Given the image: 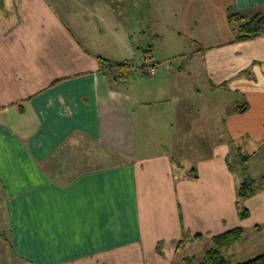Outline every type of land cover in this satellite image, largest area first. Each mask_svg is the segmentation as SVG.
Returning <instances> with one entry per match:
<instances>
[{
    "label": "crops",
    "instance_id": "1",
    "mask_svg": "<svg viewBox=\"0 0 264 264\" xmlns=\"http://www.w3.org/2000/svg\"><path fill=\"white\" fill-rule=\"evenodd\" d=\"M228 10L264 0H2L0 219L21 264H186L236 228L226 260L264 253V33L237 40Z\"/></svg>",
    "mask_w": 264,
    "mask_h": 264
},
{
    "label": "trees",
    "instance_id": "2",
    "mask_svg": "<svg viewBox=\"0 0 264 264\" xmlns=\"http://www.w3.org/2000/svg\"><path fill=\"white\" fill-rule=\"evenodd\" d=\"M2 0H0V4ZM228 22L233 26L236 32L237 40H244L250 37L258 36L264 33V14L258 12L253 15H243L240 12L228 10L227 16ZM102 64L106 65L107 69L112 72V69H117L120 75L125 76L127 70L130 67V61L124 60L120 62H110L105 59L100 60ZM254 190V182L248 178L238 187V196L240 198H245L249 196ZM248 215L246 209H242L240 216L245 217ZM243 234L242 228H236L227 232H224L218 236H215L213 240V247L209 249L205 255L203 264H233L226 260L221 253L222 247H225L233 242L241 239ZM235 264H264V253L251 258L244 262H239Z\"/></svg>",
    "mask_w": 264,
    "mask_h": 264
},
{
    "label": "rangeland",
    "instance_id": "3",
    "mask_svg": "<svg viewBox=\"0 0 264 264\" xmlns=\"http://www.w3.org/2000/svg\"><path fill=\"white\" fill-rule=\"evenodd\" d=\"M190 47H191V50H192V49H195L197 46L196 45H192ZM190 47L186 46L185 48H181V49H184V51H187ZM164 48L168 49L167 51L170 52V53L171 52H175V51H182L179 48V46H171V45L168 46V45H165ZM154 54H155V57L159 61V65H160L159 71L160 72L164 71L170 65L174 66V68H178V67H181V66L184 67V68H187L186 67L187 62H185L184 59H180V57L176 58V59L172 58V61H167V60H163V58L160 55H158V53L155 52ZM143 63L144 64L146 63V64L143 66ZM131 67L134 68V70L131 71V73H128L129 77H134V75L135 76L138 75L140 77H147V76H144V74H143L145 72V70L148 71L149 75H154L156 73V71H157L156 62H153V61L149 62V60L146 61V59H144V60L143 59L134 60L133 62H130V67H129L127 72H129ZM151 68L155 69V71L153 73L150 72ZM185 70H187V69H185ZM142 71H144V72L142 73ZM191 143H192L191 141L185 142V144L188 147V151L191 149V147L189 146ZM233 162H234L233 163V167H238L237 163L235 162V159L233 160ZM0 215H1V211H0ZM2 235H3L4 238L2 237ZM202 247H199V250L189 249L188 250V254H186V249L182 250V254L187 255L186 262L188 264H203V262L205 263L204 258H205L206 254H205L204 250L206 248L205 247L202 248ZM193 252H196V253L194 254V256H191V254ZM0 256H1V260H3L4 264H21L20 261L14 257V254L10 250V246H9V243H8V233H7L6 229H5V226L3 227V223L1 221V219H0ZM173 264H178V263L176 261ZM182 264H185V263H182Z\"/></svg>",
    "mask_w": 264,
    "mask_h": 264
},
{
    "label": "water",
    "instance_id": "4",
    "mask_svg": "<svg viewBox=\"0 0 264 264\" xmlns=\"http://www.w3.org/2000/svg\"><path fill=\"white\" fill-rule=\"evenodd\" d=\"M139 46L142 47L144 50H148V42L147 41L141 42Z\"/></svg>",
    "mask_w": 264,
    "mask_h": 264
},
{
    "label": "built area",
    "instance_id": "5",
    "mask_svg": "<svg viewBox=\"0 0 264 264\" xmlns=\"http://www.w3.org/2000/svg\"><path fill=\"white\" fill-rule=\"evenodd\" d=\"M150 70H151V71H150L151 73H153V72L155 71V69H154V68H151Z\"/></svg>",
    "mask_w": 264,
    "mask_h": 264
}]
</instances>
